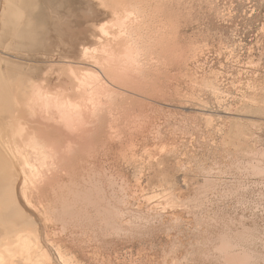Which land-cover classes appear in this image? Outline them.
I'll list each match as a JSON object with an SVG mask.
<instances>
[{
    "label": "bare ground",
    "instance_id": "6f19581e",
    "mask_svg": "<svg viewBox=\"0 0 264 264\" xmlns=\"http://www.w3.org/2000/svg\"><path fill=\"white\" fill-rule=\"evenodd\" d=\"M141 1L144 2L143 0H141ZM112 2L116 3V5H114V7H113ZM130 2H132V1H130ZM130 2H128V0H0V264H87V262L84 263L86 258H87L86 260H88V258H89V261H90L89 264H114V261L116 264L118 262V260L120 259V256L117 257V256L112 255L111 253L105 254V253H107L106 251L102 252L103 253L102 254L101 252H98V251L96 252L93 250H92L93 253H90V252L88 253V254H92V256L91 255L85 256L83 254V252L81 253L79 251L80 247L78 248L79 250L76 249V247H78V246L75 247V245H77V243L79 244V242L81 241L78 236H77V238L80 241L77 242L78 240L77 241L75 240L74 236H75V233L77 234L76 231L78 230V232H80L82 230L81 229L82 227H83V230L85 228H87L85 226H82L81 224L85 223L88 226V229L94 233L93 236H91L89 233L88 234L90 235V237H93L95 240V242H94V240L91 242H93L94 244L95 243L99 244V246L97 245L98 247H100L102 245L103 246L109 245V244L112 246L113 244H115V245L117 244L116 240L115 241H113V240L112 241L111 240L106 241V239L108 237H114V236L116 237V235L113 236L112 234H116V233L118 234L119 233L120 237L122 234L127 239L128 236H130L129 234L132 235L134 232L136 234L139 233V235H140L141 232L144 233V231H146L145 229L153 230L156 227L155 228L152 227V229H151V227H149V226H153V225L149 224L150 220H151V222H152V220H158L159 222H161L160 220H162V218L165 215L163 213V210L168 206L169 207L171 205L175 206L174 204L176 202L175 201L176 199L173 200V202H174V204H173V202L170 201L171 197L170 198L168 197V196L173 197V195L172 194L169 195L168 194L169 192H167L168 190L169 191L172 190L174 187H171V189H168V187H167L168 190L167 189H166L167 191L164 190V187H165L164 185H166V184H164V182H165L164 176L165 175L163 176V174H162V165H163V160H164L165 156L163 154H161L163 151H165V150H163L164 147H162L160 145L161 149H162L161 152L159 151V149H152V150L150 149V151H148V149H141V148H139V149H128L130 146H125L124 143H122V141L124 140V138L126 136L130 135L129 129L131 128L130 127L131 124L129 123L130 124L129 129L127 128L128 123H126V126H124L122 124L125 128L128 129V130L125 129V131L128 133V134H126L123 131L124 127L123 126L120 127L117 124V122H118V119L120 117L122 120V116L124 117L123 121H125V122L128 121V117L130 118V116L127 115V110H129V108H128V106H127V108L125 107V104H126L125 102L131 99L130 95H134V96L138 95L139 96L140 94H137L138 92L139 93L142 92L143 94H145L147 88L151 87V88H149L150 90H154V88H156V81L154 80V78H155L154 75H156L157 67L155 66L156 63H154V61L155 62L157 61L158 62L157 64H159L160 60H158L156 57H158L160 55H161V57H166L165 56L166 54L170 53V55H172V54H174L173 53L174 51H177L176 50L177 46H175L173 44L175 39L173 40L171 38H172V36H174V33L177 32L174 25H176L178 22L175 24V22L172 21L174 23V25L171 27H168V26L165 27L164 25L159 27L158 24H157L158 26L156 24H154L152 26V24H151V26H152L151 27V26H149L150 25V22H149L150 18L149 17L151 15L149 16L147 14V16H149L148 17L149 21H148V19H146L147 17L145 15V13L149 12V11H147V10H149L148 8L150 7V4H149V7L147 5L148 1H146L147 2L146 6H145V4L143 5L144 7H148V8H146L147 12H144L145 9L142 11L143 7H140V9L139 8L136 9V5L135 6L133 5V4H137L138 2H140V0H133V2H132L133 6L131 4L129 5ZM165 2H167V1H165ZM96 3H99V5L97 6ZM110 3H112V6H109ZM139 5H141V4H139ZM159 5L161 6V4H159ZM133 7H135V8H133ZM137 7H139V6L137 5ZM158 8L156 7V9L154 11H156ZM109 10L112 11V15L114 14L113 17L115 19V22L113 21L114 25H113L112 29L106 28V29L100 30V32H98V34L99 33L100 34L97 37L95 36L94 33H90V34H92V37L95 36L97 39V40H92L90 45L84 44L87 40L85 39V37H84V39L80 38L82 36L81 34H83V33H81L79 30H78V33L76 32L77 33L76 36H78V37L75 36L74 38L71 37V36H73L72 34H71V36L68 35V32L70 29H68V32H66V30H65L66 28L64 25H65V23H67V18H69V17L70 18L72 16L75 17L76 15H80L84 19H94V18L100 19L101 17H105V21H106L110 17L109 16L110 15ZM158 10L160 11V8ZM156 12H158V11H156ZM160 12H163V11L161 10ZM170 12H171V10H170ZM153 13H155V12H153ZM183 13H184V11H183ZM163 14H165V13L163 12ZM152 18L153 17H151V19ZM155 18H157V17H155ZM97 19H95V20H97ZM95 20H93V21H95ZM152 20L154 21V18ZM170 20L166 21V23L171 22ZM93 21H91V23H93ZM96 22H94V23H96ZM100 22H102V21H100ZM100 22H98L99 24L98 23L97 24L100 25ZM160 22H158V23H160ZM153 23H155V21ZM173 23H171V24H173ZM101 24H103V23H101ZM85 25H86L85 28H87V27L91 28L90 26H88V24H85ZM110 25H111V23H110ZM95 28H97V30H98V26H96L93 28V31H91V32H94V30H96ZM87 36L90 37L91 35L89 36V33H88ZM87 36H86V38H87ZM91 39H93V38H90V40ZM79 40H81V41L86 40L85 42L83 41L82 43L84 45H87V46L82 48L81 46L83 44L81 43V41L79 42ZM90 40H89V42H90ZM177 40H178V38H177ZM79 43H81V45ZM174 43H176V41ZM173 45L175 47H173ZM155 55H158V56L155 57ZM167 62H169V60ZM168 64L169 63H167V65ZM151 68H153V70L155 68V70L153 71ZM257 84H258V82H254V83L249 84L248 85L249 91L247 90V92L246 91H245V93L243 92L244 94L242 93L243 94L242 95L243 96L242 101L244 99L245 103L243 102L244 105L241 104L242 105L241 108L238 109L239 112L250 113V114L255 113L256 114V113H262V111L264 110V105H263L264 104V86L262 84H258V85ZM216 89H218V88H216ZM144 90H145V92H143ZM150 90H149V92H150ZM212 90L213 91H210V92L214 93V92L218 91V90H214V89H212ZM149 92H147V93H149ZM152 92H154V91H152ZM219 93H220V91H219ZM151 94H153V93H151ZM216 94H217V92H216ZM220 94L223 95L224 92H223V94L222 93H220ZM146 95H150V94H146ZM140 96H142V95H140ZM144 97H146V96L143 95V98ZM132 99L134 102V98H132ZM139 99H140V97H139ZM141 99H142V97H141ZM239 100H240V98H239ZM240 101L238 103H240ZM140 103H137L138 109H136L137 106H135L136 108L133 106L134 104L135 105H137V104L132 103L133 105H131V106L135 108V110H134V108L131 109V107H130V109L133 110L132 112L136 113V110L139 111V108L141 110V106H143V104L140 105ZM239 106L237 105L236 107H239ZM232 107H234V110H235L234 112H236L235 106L233 105ZM142 110L146 111L144 109V106H143ZM227 111H228V109H227ZM230 112H232V110ZM137 113L135 114L136 116H134L133 121H131V120H129V121H131L133 123V126L135 125L134 127H137V129H138V127H140V128L143 127V124L145 125L149 121L148 120L149 117L147 115L148 113L146 114L148 119H147V117L145 118L146 115H143L145 112L142 113V111H141V113H138V114ZM154 113H156V112H153V113L150 112V114H153L151 117V121H153V119H152L153 116L155 118V115L158 114V113H156L154 115ZM257 115H259V114H257ZM145 120H148V121L145 123ZM158 120L160 122L161 119H157V121ZM120 122L125 123L122 121H120ZM120 122H118V123L120 124ZM222 122H220V124ZM223 123H225V121ZM226 124L229 125L228 123H226ZM226 124L225 125L223 124V125L226 126ZM145 126L147 127V125H145ZM166 126H167V124H166ZM224 126H223V128H224ZM105 127H107V128H105ZM146 127H145V129H146ZM149 127H150V125H149ZM156 127H158V124ZM156 127H155V129H156ZM212 127H213V125H212ZM220 127H221V125H220ZM226 127H228V126H226ZM152 128H153V126H152ZM158 128L156 129L157 136L154 138L156 140L155 143L157 141L163 142V140L161 138L162 133L160 131L161 127L159 129ZM105 129H107V130L105 131ZM134 129H136V128H134ZM130 130H132V128ZM149 130H151V129H149ZM172 130H174V129H172ZM134 131H132L130 133H133ZM146 131L147 130H145V132ZM214 131H216V130H214ZM217 131H218V129H217ZM220 131H222V129ZM135 132L133 134H135ZM145 132L142 131L143 134ZM223 132H225V130H223ZM237 132H238V130H237ZM142 133H140V134H142ZM239 133H240V131H239ZM239 133H237L235 135H238ZM222 134H221V136H224V137L226 136V135H224L226 133H222ZM135 135H131V137L135 136ZM165 135H166V133H165ZM241 135H242V133L240 134V136ZM150 136H148V138ZM218 136H219V134H218ZM221 136H219L221 141L222 140L224 141V139ZM229 136L230 135H228V137ZM238 136H235V139H237L236 137H238ZM152 137L153 136H151V138ZM211 137H213V136H211ZM216 137L217 136H215V138ZM228 139L229 138H227V140ZM119 140H121V142H119V143L117 142V144H115V141H119ZM138 140H140V139H138ZM145 140H142L141 143ZM221 141H219V142H221ZM151 142H152V140H151ZM110 143H112L114 146L110 145ZM163 143H165V142H163ZM144 144H145V142H144ZM147 144L149 145L148 141H146V145ZM150 144H153V143H150ZM224 144H227V143H224ZM130 145H131V142H130ZM142 145H143V143H142ZM235 145H237V144H235ZM172 150H174V149H172ZM167 152H169V150H167ZM170 152H172V151H170ZM223 152L224 151L222 149V152L220 151V153L223 155ZM262 153H263V151H262ZM262 153H261V155H262ZM166 154L167 153H165V155ZM176 156L177 155H175L174 158H176ZM226 157H227V159L229 158L227 155H226ZM174 158H172L171 161H173ZM83 159L85 161L84 165L82 164ZM140 160H145V161L147 160V162L141 163ZM165 160L167 161V163L171 164V161L168 162V160H170V159H165ZM234 160H236V158ZM253 162H251V163L253 164ZM193 163H195V162H193ZM214 163H215V161H214ZM204 164H205V162H204ZM217 164H221V163L218 162ZM240 164H241V162H240ZM257 164H255V167L258 166ZM221 165H224V164L222 163ZM235 165H237V162ZM164 166L165 165H163V168H164ZM214 166L216 167L217 165H214ZM218 166H220V165H218ZM172 167L174 168L175 166L170 165L171 169H172ZM232 167H234V166H232ZM250 167H251V165H250ZM255 167H254V169H255ZM176 168L177 167H175L174 171H176ZM194 168H192L193 171H196V168H195V170H194ZM206 168L204 170L207 174H203V175H205V177H209V175L211 174V172L209 170L210 168H208V170H206ZM224 168H223V170H224ZM237 168H236V170H238V171L241 168H244L241 171L242 173L244 170H245V173L249 170L248 165H247L248 170H246L245 166L241 167V168L239 167L240 169L239 168L237 169ZM252 168H253V166L250 168V171L252 170ZM182 169L185 170V167H183ZM218 169H216V170H218ZM226 169H229V168L226 167ZM233 169H235V168H233ZM202 170L203 169H201V172L203 173ZM221 170H222V168H221ZM236 170H234V172ZM199 171L200 170L195 172L196 175ZM211 171H215V170H213V168H212ZM219 171H220V169L218 170V172ZM178 172H181V171H178ZM184 172H186V171H184ZM261 172L263 173L264 169H262ZM166 173L168 174V172H166ZM202 173L200 175L201 176L200 178H202ZM226 173H223V174H226ZM245 173H244V175H246ZM144 174L145 175L147 174V176H145ZM171 174H173V172ZM171 174H170V176H171ZM220 174H219V176H220ZM230 175L232 176V172ZM233 175H235V177L233 176L235 179L238 178V177H236V175H237L236 173ZM244 175H243V177H245ZM258 175H260V171H259ZM211 176L214 177V175H211ZM217 176H218V173H217ZM253 176H254V174H253ZM221 177H225V176L222 175ZM239 177H242V176H239ZM250 177H252V176L250 175ZM186 178H188V177H186ZM246 178H249V177L247 176ZM254 178H257V177L254 176ZM166 179H168V178H166ZM202 179H200V180H202ZM213 179H215V177ZM242 179L244 180V178H242ZM250 179H253V178H250ZM185 180H187V179H183L184 182H185ZM194 180L197 181L199 179H194ZM219 180H220V177H219ZM174 181H175V179H174ZM207 181L209 182L210 180H207ZM215 181H216V179H215ZM215 181H213V183H215ZM238 181H240V180H238ZM238 181L236 182L237 184H238ZM191 182H192V180H191ZM219 182L221 184L222 181H219ZM167 183H168V185H170L172 183V181L170 184H169V181ZM188 183L189 182H187V183L185 182L184 185L186 186V184H187L189 188L194 186V184H195L194 181H193L194 184L192 186H189V184L191 185L192 183H189V184ZM201 183H203V182H201ZM209 183H211V182H209ZM213 183H211V184L213 185ZM231 183H230V185H231ZM242 183H243V181H242ZM242 183L240 182L239 184H241V186H242ZM251 183H254V182H251ZM218 184H217V186L220 185V184L219 185ZM227 184H229V183H227ZM245 184H247V183H245ZM256 184L258 185V183H256ZM214 185H216V184H214ZM230 185H228V186L230 187ZM234 185H235V180H234ZM234 185L232 183V185H231V187L233 186L232 190H233V188L235 189V187H236ZM251 185H254V184H251ZM197 187H199V185ZM204 187H206V183H205ZM216 187H215V189L219 188V187H217V188ZM224 187H225V191L223 189L224 192L227 193L228 191H231L230 188L228 191H226V188L228 189V187L223 186V188ZM247 187H246V189H248ZM179 188H181V186L178 187V189ZM192 189H193V187H192ZM194 189L197 190L198 188H194ZM203 189H205V188H203ZM249 189H252V188L249 187ZM188 190H190V189H188ZM235 190H236V192L235 191H233V192H235V193L238 192V194H239V191L237 189H235ZM198 191H201V190L199 189L196 192H198ZM209 191H210V189H209ZM209 191H208V193H206V191L204 190V192L206 194H209L211 192V191L210 192ZM164 192H165L166 196L163 195ZM182 192L180 191V195ZM192 192H194V190ZM204 192L202 191V198H203ZM246 192H247V190H246ZM189 193H191V192H189ZM256 193H257V191H256ZM167 194H168V196H167ZM184 194H186V193H183V195ZM195 194L198 195V193H195ZM212 194H211V196L214 197L215 194L214 195H212ZM221 194H224L223 196L226 195V197H227L228 194L230 195V192L228 194H225L222 192L219 193V195H221ZM232 194L230 196L231 198L233 197ZM247 194H248V192H247ZM183 195H181L184 199L182 201H185V203H186V200H185L186 198ZM241 195H239V197L244 199V201H245L246 200L245 198L247 195H244L245 198L241 197ZM259 195H260V193L258 194V196ZM163 196H165V198ZM175 196H174V198H176ZM188 196H190V194L189 195L187 194V197ZM193 196H196V195H193ZM207 196L208 195H206L204 198L207 199ZM236 196H237V194L235 195V197ZM162 197H163V199H162ZM166 197H168L169 199ZM216 197H214V198L217 199ZM230 197H229V199H230ZM154 198L158 199L157 202L155 203V205H153L154 203L152 204L151 202H149L151 200L153 202ZM159 198H161V199L159 200ZM179 198H178V201H179ZM190 198H188L187 201L188 200L190 201ZM193 198L195 199V197H193ZM197 198H198V196H197ZM199 198H200L199 200H201V196ZM204 198L201 201H199V203L202 201L204 203L205 202ZM210 198H212V197H210ZM236 198H235V200H236ZM194 199H193V201H195ZM218 199H217L216 203H218V202L221 203L220 201L223 202L222 198L220 201ZM162 200H165V201H162ZM208 200H206V202ZM231 200H233V199H231ZM180 201H181V199H180ZM213 201H214V199H213ZM227 201H228V198H227ZM253 201H255V197H254ZM197 202L198 201H195L193 203L188 202V204L190 203V204H192L191 206H193ZM224 202H226V199H224ZM180 203L181 202H179V205H181ZM199 203H197L198 205H196V206H199ZM214 203H215V201L212 202L211 204H214ZM238 203H240V205H241V202H238ZM238 203H235V205H238ZM204 204H206V203H204ZM251 204H252V202H251ZM176 205L178 206V204H176ZM185 205H183L184 209H186ZM221 205H223V203H221ZM255 205H256V203H255ZM255 205H254V207H255ZM224 206H225V203H224ZM226 206H228V205L226 204ZM229 206H230V204H229ZM257 206H260V205H257ZM163 207H165V208H163ZM193 207L196 210V207L195 206H193ZM234 207L236 208V206H234ZM238 207L240 208V206H238ZM249 207H251V205ZM205 208H207L208 210L211 209L208 206H206ZM221 208L224 209L222 206H221ZM230 208H232V207H230ZM177 209H175V207H173V210L176 211ZM188 209H191V208H187V210ZM200 209H201V204H200V207L197 209L198 213H199ZM227 209H229V208L227 207ZM218 210L219 209L215 210V212ZM237 210L239 211L240 209H237ZM164 211H165V213L169 212V211L167 212L166 210H164ZM191 211L187 212L188 215H189V213H191ZM193 211H194V209H193ZM200 211H203V210H200ZM205 211L206 210L203 211L204 214H202L203 212H201L202 216L200 214H197V215H199L200 218H202L203 215L207 216V213H205ZM209 211L211 212L212 210H209ZM224 211L225 210H222V213ZM206 212H208V211H206ZM178 213H180V212H178ZM209 213H208V215H211V213L210 214ZM216 213L219 214V212H216ZM216 213H213L214 216L211 215L209 218L211 219L212 216L215 217ZM224 213H226V212H224ZM172 214H173V212H172ZM191 214H194V213H191ZM174 215H173V217H175L176 215H179V214H176L175 216ZM180 215H183V214H180ZM237 215H238V213H237ZM225 216H227V214ZM225 216L222 215V217H225ZM234 216H236V215H234ZM252 216H254L253 213H252ZM177 217H175V220H177L176 219ZM242 217H243V215H242ZM242 217L240 216L241 221L244 218V217L243 218ZM183 218L184 217H182V220H183ZM228 218H229V216H228ZM232 218H233V216H232ZM232 218H231V220H232ZM236 218L237 217L233 218V220L234 219L236 220ZM240 218L238 216L239 220H240ZM207 219H208V217H207ZM210 219H208V220L210 221ZM218 219H215V220H218ZM168 220L169 219L167 218V221ZM182 220H181V223L182 222L184 223V221H182ZM186 220H188V221H185V222H189V219H186ZM190 220H191V218H190ZM208 220H206V221H208ZM228 220L229 219L226 220L227 223H228ZM239 220H236V223H239V222H237ZM178 221H180V220H178ZM200 221H201L200 223L202 225V220H200ZM245 221H247V220L245 219ZM256 221L257 220H255V221L253 220L252 225L255 224L254 222H256ZM154 222H156V221H154ZM176 222H174V224H176ZM196 222L198 223V221H196ZM213 222L215 223L217 221L213 220ZM223 222H225V221H223ZM247 222L249 223V221H247ZM79 223H81L80 224V226H81L80 231L77 227V225ZM170 223L172 226L171 221H170ZM203 223H206L205 220ZM207 223H208L207 226H209V223H211V221L207 222ZM230 223H231V221H230ZM230 223L228 224L229 227H230ZM152 224H153V222H152ZM156 224H157V222H156ZM156 224H154V225L156 226ZM174 224L172 227L169 226V228L171 230L174 229L173 227H175V230H176V225L174 226ZM179 224L180 223L177 224L178 227H179ZM184 224H186V223H184ZM199 224H197V225H199ZM234 224L235 223H233L232 225H234ZM158 225H159V223L157 224V230L159 227L161 230L164 228V227L161 228V226L158 227ZM238 225L240 226V224H238ZM243 225H244V223H243ZM252 225L250 226L251 228H252ZM58 226L59 227L61 226V228H60L61 233L56 230ZM181 226H183V225H181ZM181 226L179 229H182ZM190 226H191V224H190ZM210 226H212V225H210ZM217 226H219V224L216 225V227ZM221 226H223V225H221ZM72 227H75L77 230L73 229ZM187 227H189V225ZM194 227H195V225H194ZM200 227H198V232L200 230L202 231V228H200ZM214 227H211V228H213V230H214L215 229ZM236 227H238V226H236ZM236 227L234 229H237ZM221 228L222 227H220V229ZM230 228H231L230 230L232 231L233 227H230ZM60 229H58V230H60ZM179 229H177L178 233H181V231H179ZM185 229H187V228L185 227ZM86 230L87 229H85L84 231H86ZM138 230H142V231L139 232ZM163 230L165 231V229H163ZM163 230L161 231L162 234L164 233ZM203 230H205L204 227H203ZM208 230L210 231V229H208ZM66 231L67 232L69 231V233H67ZM156 231H155L156 234L158 232H160V231H157V232ZM182 231H184V230H182ZM191 231H189V232H191ZM196 231H197V229H196ZM192 232L187 233V234L188 235L190 234L189 236H191L192 234H194V231H192ZM215 232H217V229H215ZM225 232L227 233V231H225ZM228 232H230L229 229H228ZM65 233H67V235H65ZM175 233H177V232H175ZM175 233H173V235H175ZM184 233L185 232H182V234H184ZM226 233H223V234L225 235ZM241 233H243V232L241 231ZM249 233H247V234L249 235ZM68 234H70V235H68ZM84 234H85V232H84ZM88 234L86 233V236L89 239ZM196 234L198 235V233H196ZM213 234H217V233L213 232ZM144 235H147V234L145 233ZM144 235L141 234L140 236L141 237L143 236L146 239H148V237L150 238L149 235H152V234H148L147 235L148 237H146ZM157 235L159 237L160 233H158ZM184 235H186V233ZM197 235L196 236L192 235V236L197 237ZM217 235L221 236V234H219V232ZM256 235H257V233H256ZM63 236H65V237H63ZM80 236L82 238V235H80ZM176 236H177V234H176ZM178 236H179V234H178ZM202 236L205 237V233ZM209 236L210 235H208V237ZM218 236H215V237L218 238ZM230 236H231V234H230ZM250 236H252L251 241L253 242V244H254V242L256 243L257 241L259 242L261 240L260 238L256 239L255 236L252 235V232L250 233ZM120 237H118V238L120 239ZM171 237L172 236L170 235L169 238H171ZM204 237H203L202 243L199 242L202 245L197 244L198 242L196 243V241H198L197 239L195 242H194V240L192 242L194 243V245L197 244L199 246H204L203 245ZM235 237H236V235H235ZM263 237H264V235H263ZM159 238L161 239V237H159ZM165 238H166V236H165ZM165 238H163V239H165ZM172 238H175V237H172ZM181 238L183 239L185 237H182V235H181V237L178 238L180 241L179 246H182L181 245ZM209 238H207L208 241L210 240ZM213 238H214V235H213ZM217 238L214 241L219 243V241L221 239L219 240V238L218 239ZM121 239H120V241H122L121 246L123 245V247H125L123 244V240H125V239H123V240H121ZM146 239H144L143 241H145ZM160 239H158L159 240L158 243L161 242ZM163 239H161V240H163ZM229 239L230 238L227 239L226 236L225 237L223 236L221 242L219 243L220 245L217 247L218 250H220V253H221V251L224 252L225 249L229 248V249H227L228 250L227 252L225 251L226 254L223 253L225 255L224 256L225 260L224 261L221 260L223 258L222 257L221 259L219 258V260H221L222 262L217 261L219 264L220 263L221 264H255L256 263V262H254V260H255V258L258 259V257L249 256V254L247 253V250H246V253L241 254V252H239V251H237V249H235V247L239 248V246H240L237 243H236V246L234 245L235 247L233 249L236 250L237 251L236 253H239V254L233 253V255H230L229 250L231 249L232 246L230 247L231 244L229 242H231L233 240V238L231 241ZM248 239L250 241V238H248ZM263 239H262V243H263ZM84 240L85 241H83V242L85 243L86 239H84ZM89 240H91V238ZM133 240H134V238H133ZM150 240L155 241V239H152V237ZM207 240L205 239V241H206L205 243H207ZM217 240H219V241H217ZM135 241H136V239H135ZM156 241H157V239H156ZM170 241L171 240H169V242ZM177 241L175 240L176 245L178 244ZM186 241H188V240H186ZM125 242H126V240H125ZM148 242L149 241H147V243ZM182 242H183V240H182ZM192 242H187V245H188V243L191 245ZM236 242H238V241H236ZM130 243H131V241H130ZM132 243H134V241ZM136 243H137V241H136ZM144 243H146V242H144ZM173 243H174V241L172 242V244ZM185 243L186 242H184V244L183 243L182 244L185 245ZM233 243L235 244V240L233 241ZM242 243H241V245H242ZM155 244H157V243H155ZM163 244H164V247H166L165 244H167V243H165V242L162 243V245H161L162 247H163ZM81 245H83V243H81ZM144 245H142V246H144ZM168 245H170V244H167V247H168ZM127 246H128V244H127ZM153 246H154V244H153ZM191 246H190V248H191ZM207 246H212V245H207ZM257 246H259V245H257ZM138 247H137V251H138ZM155 247H156V245L154 246V249H155ZM171 247H173V246H171ZM84 248H85V246H84ZM105 248H106V246H105ZM142 248H145V247H142ZM148 248H151V246L149 247V245H148ZM148 248H146V249H148ZM174 248H176L175 245H174ZM199 248H201V247H199ZM204 248H205V246H204ZM241 248H242V246H241ZM96 249H97V247H96ZM146 249L145 250L143 249V250L146 252L147 251ZM151 249H152V251H157V250H154L153 247ZM159 249L161 252L162 248L159 247ZM173 249L171 251H173V253H175V254L172 255L171 251H170V254H167V256L164 255L165 256L164 259H163V255H162V260H163L162 264H181V263H183L182 261L180 263V259H182V258H180V255L178 256V252L180 254L181 251L175 252ZM184 249L185 248H182V251ZM195 249H197V248H195ZM211 249H213V248H211ZM94 250H95V248H94ZM106 250H107V248H106ZM163 250H164V248H163ZM192 250H194V248H192ZM192 250H190V251H192ZM215 250H216V248H215ZM215 250L213 249V251H215ZM232 250L230 252H232ZM83 251H84V249H83ZM149 251H147V252H149ZM166 251H167V249H166ZM166 251H164V252H166ZM200 251H201V253H203L205 255V253L202 252V250H200ZM206 251L208 252V250H206ZM209 251H212V250H209ZM122 252H120V253H122ZM133 252H135L134 249H133ZM147 252H146V254H143L144 253L143 252L141 255V258L139 257L141 260L140 263L141 264H154V262L152 263V261H154V259L153 258L151 259L150 257H155V256H152V255L149 256L150 254L148 255ZM192 252H190L191 256H193V254L195 252H196L195 254H197L198 251H195L193 254H192ZM250 252L251 251H249V253ZM136 253H133L132 255L135 256V255H137ZM154 253H156V252H154ZM182 253H184V252H182ZM201 253L198 252V254H200V255H201ZM212 253H211V255H212ZM158 254H159V252H158ZM155 255H157V254H155ZM182 255H181V257H183ZM200 255H199V257H200ZM206 255H208V254H206ZM206 255H205V258L203 257V259H205V261L207 259H210L213 256V255L212 256L209 255L211 257L206 259ZM251 255H252V253H251ZM99 256H101V261H100V259H98ZM159 256H156V259H158V258L160 259L161 257H159ZM217 256H219V255H217ZM260 256H262V255H260ZM196 257H198V256H196ZM187 258H189V253H188ZM214 258L218 259V257H213V259ZM90 259H92V261ZM168 259H170V260H168ZM194 259H196V258H194ZM199 259H202V257L197 258V260H199ZM137 260H139V259H137ZM182 260H186V259L184 258ZM158 261H157V263H158ZM190 261L193 262V259L190 258ZM190 261L188 264L191 263ZM205 261H202V262H205ZM210 262H212V260ZM257 262H258V260H257ZM137 263H139V262H137ZM185 263H187V262H185ZM121 264H122V262H121ZM206 264H208V263H206ZM258 264H260V261L258 262Z\"/></svg>",
    "mask_w": 264,
    "mask_h": 264
},
{
    "label": "rangeland",
    "instance_id": "374dc122",
    "mask_svg": "<svg viewBox=\"0 0 264 264\" xmlns=\"http://www.w3.org/2000/svg\"><path fill=\"white\" fill-rule=\"evenodd\" d=\"M130 1L133 2V0H130ZM130 1L128 0V2H130ZM143 1L144 2H142L140 0L141 3L138 2L137 4H133V5L134 6L136 5V9H138V8L140 9V7H143L142 11L145 9L144 12H147V11H149L150 13L152 12L151 14L149 12L145 13V15L147 17L146 19H148V17L151 15L149 17L150 21L148 19V21L150 22L149 26H151V24H152V26L154 24H156V25L158 24L159 27L163 26V25L165 27L166 26L171 27V26L174 25L173 22H175V24L178 22L176 25H174L175 29L177 30V32H175L174 36H172V38H171L173 40L175 39L174 42L176 41V43H177L176 44V43L173 42V44L175 46H177V48H176L177 51H174L173 52L174 54H172V55H170V53L166 54L165 55L166 57H161V55L160 56L155 55V57L158 56L156 58L158 60H160L159 61L160 65L157 64L158 63L157 61L156 62L154 61V63L157 64V65L155 64V66L157 67V72H156V75H154V77H155L154 80L156 81V88H154V90H150L149 88H151V87H149V88L146 87L147 88V89L145 88L146 92H145V90L143 91V92H145V94H143L142 92H140V93L138 92L137 93V94H140L142 96H140V95L139 96L138 95H135V96L134 95H130L131 97L130 96L129 97L131 98L130 99L131 101L130 100L126 101L125 102L126 103L125 107L127 108V106H128L130 111L127 110V115H129L131 119L128 117V121L125 122V121H123L124 117L122 116V120H121V117H120L119 118L120 120L118 119V122L122 121V122H125V123H121L120 122V124H119L117 122V124L121 127L123 125L126 126V123H128L127 124L128 125L127 126L128 129H129V125L130 124L132 125V126L130 125V127L132 128V130H130L131 128L129 129L130 132H132L134 130L135 131L137 130L136 132L134 131L136 135L138 134L137 136L135 134H133L134 132L133 133L129 132L130 135L126 136L124 138V140L122 139L123 140L122 143H124L125 146H130L128 149H139V148H141V149H148V151H150V149L151 150L152 149H159V151L161 152V150H162L161 146L164 147L163 150H165V151H163L161 153V154H163L165 156V158L163 160V165H165V166L163 168V165H162V174H163V176L164 175L166 176V177L164 176V178H165L164 184H166V185L163 184L165 186V187L164 186L163 187H164V190H166L167 187H168V189H171V187H174L172 190H170L171 192L168 189H167L168 191L167 190L166 191L169 192L168 193L169 195L170 194L173 195V197H172V196H168V194H167V196L169 198L171 197L170 201L173 202V200L176 199L175 200L176 201L175 204L173 202V204L175 206H173V205H171L170 207L168 206V207H166L167 209L165 207H163V208H165L164 210H166L167 212L169 211L168 212L169 214H168V213H165V211L162 209L163 213L166 215V216L164 215V217H163L166 221L163 218H162V220H160L161 222H159L158 220H152V222H153V224H152V222L150 220L149 224H151L153 226H149V227H151V229H152V227H154V228L156 227L155 229H153V230L149 229L150 231L145 229L146 231H144V233L141 232L142 230H138L139 232H141L140 235L141 234L144 235L145 233L147 235L148 234H152V235H149L150 238L147 235H144V236L148 237V239H146L143 236L141 237L139 235V233L136 234L134 232L132 235L129 234L130 236H128V238L126 239V237L124 235L121 234V237H120V234L116 233V234H112L113 236L116 235V237L115 236L114 237H108L106 239V241H109V240H111V241L112 240L113 241L116 240L117 241V244L116 245L113 244L112 246L109 244V245H104V246L102 245V246H100L101 248L98 247L99 244H96V243L94 244L93 242H91V241L94 240V238L90 237V235L93 236L94 233L88 229V226L85 223L84 224L79 223L78 225L76 224L78 229H79V231H80V228H81L80 224L82 226L87 227V228L84 227L85 229H87L86 230L87 232L84 231L85 229L83 230V227L81 228L83 230V231L81 230L83 233L81 231L78 232V230L75 228L76 226L72 227L73 229L77 230L76 232L78 234L77 235L75 233V236H76V237L74 236L75 240L76 241L78 240L77 242H79L81 240L80 242L83 243V245L86 243L84 245L85 248H84L83 245H81L80 242H79V244L76 242L77 245H75V247L78 246V247H76V249H78L80 247V250L79 249L78 250L81 253L83 252V254L85 256L86 255H91L92 256V254H88V253L89 252L93 253V251H96V252L98 251V252H101V253L106 251L107 253H105V254H110L111 253L114 256H117V257L120 256V259L117 262L118 264H121V262H122V264H129V263L130 264H141L140 263V261H141L140 258H141L142 253L144 252L143 254H146V252L150 250L149 252H147V254L148 255L150 254L149 256H151V255L155 256V257H150L151 259L152 258L154 259V261H152V263L154 262V264H160V263L162 264V261H163L162 260V255H163V259H164V257L167 256V254H170V251L174 248V245H175L176 248H174L173 250L175 252L181 251L180 254L178 252V256L180 255V258H182V259L185 258L186 259V260L180 259V263L182 261L184 264H188L189 261H190V258H191V259H193V262L190 261L191 262L190 264H200V263L201 264H206V263L211 264L213 261L214 262L216 261V262L215 263L213 262L212 264H216V263L219 264L217 261H219V262L221 260L224 261L225 260L224 259V256H225L224 254H226V252L228 251L227 249H229V248H227V249L224 250V252L221 251V253H220V250H218V248H217L220 245L219 243L221 242L223 236L224 237L226 236L227 239L230 238L229 239L230 241L233 238V240L231 241L232 243L235 240V244L234 243L232 244L231 242H229L231 244L230 247L232 246L231 249L229 250L230 255H233V253L239 254V253H236L237 251H239V252H241V254H243V253H246V250H247V253L249 254V256L258 257V259L255 258L256 261L254 260V262H256L258 264V262L260 261V264H264V247H263L264 246V239H263L264 238L263 237V235H264V174L263 173L264 172L263 173L261 172L262 169H264V114H263L264 110L262 111V113H256V114L255 113H251L250 114V113H244V112L242 113V112L238 111V109L241 108V106L244 105V103H245L244 99L242 101V98H243L242 95L245 93V91L246 92H247V90L249 91V88H248L249 84L254 83V82H258V84H262L264 86V0H173V1L172 0H150L151 2L149 0H143ZM146 1H148V3ZM165 1H167V2H165ZM132 2H130L129 5L130 4L132 5ZM112 3H110L109 6H112ZM146 3L148 5V7H149V4H150L149 8L143 6L144 4L146 6ZM139 4H141V5H139ZM159 4H161V6ZM96 5L98 6L99 3H96ZM114 5H116V3H113V7H114ZM137 5L139 7H137ZM156 7L157 8L159 7L160 11L162 10L165 14H163V12H160L158 10L159 8L156 10L158 12L154 11L156 9ZM133 8H135V7H133ZM146 8H148L149 10H147ZM170 10H171V12H170ZM183 11H184V13H183ZM109 12H110V15H109L110 17L109 16L108 17L111 20L108 17L107 18L109 20L106 18L107 19L106 21H105V17H101L100 18L101 20L98 18L102 22H100L97 18L84 19L80 15H76L75 17L72 16L71 18L69 17V18H67V23H65V25H64L65 28H66L65 30H66V32H68V29H70L69 32H68V35L71 36V34H72L73 36H71V37H73V38L76 36V34L78 33V30H79L81 33H83V34H81L82 36L80 35L81 36L80 38L84 39V37H85V39L87 40V41L83 40L84 42L86 41L84 44L90 45L92 40H97L96 37L100 34V33L98 34V32H100V30L106 29V28H111L112 29V27L114 25L113 23L115 22V19L113 17L114 14L112 15V11L109 10ZM153 12H155V13H153ZM147 14L149 16H147ZM154 16L157 17V18H155ZM151 17L154 18L155 23H153L154 21L152 20L153 18L151 19ZM95 19H97L98 21L95 20ZM93 20H95V21H93ZM168 20H170L171 22H167L166 23V21H168ZM91 21H93V23H91ZM94 22H96V23H94ZM98 22H100V25H98L99 24ZM158 22H160V23H158ZM101 23H103L104 25L101 24ZM110 23H111V25H110ZM171 23H173V24H171ZM85 24H88V26H90L92 29L88 28V27H87L88 29L85 28L86 27ZM93 26L94 27L98 26V30H97V28H95L96 30H94V32H91V31H93V28H94ZM88 33H89V36L91 35L90 37L87 36ZM90 33H94L96 37L95 36L92 37V34H90ZM86 36H87V38H86ZM76 37H78V36H76ZM90 38H93V39L90 40ZM177 38H178V40H177ZM89 40H90V42H89ZM80 41L81 40H79V42ZM83 41H81V43ZM81 43H79V44L81 45ZM84 44L81 46L82 48L87 46V45H84ZM174 45H173V47H175ZM166 60L167 61L169 60V62H167ZM167 63H169V64L167 65ZM155 68H154V70H155ZM151 69L153 70V68H151ZM216 88H218V89H216ZM148 89L150 90V92H149ZM212 89L218 90V91H216L217 94H216V92H214V93L210 92V91H213ZM221 90L224 92V94H223V92ZM152 91H154V92H152ZM219 91L223 95H221L219 93ZM147 92H149V93H147ZM151 93H153V94H151ZM146 94H150V95H146ZM143 95L146 96V97L143 98ZM139 97H140V99H139ZM141 97H142V99H141ZM132 98H134V102H133ZM239 98H240L241 101L239 100ZM239 101H240V103H238ZM132 103L133 104L134 103H136V104L140 103V105L143 104L144 109L146 111H143L142 110L143 106H141V110L139 108V111L136 110V113L137 112L141 113V111H142V113L145 112L143 115H146L148 113L147 115H148L149 119H148L147 115L145 116V118L147 117V119L149 120V121L145 120V123L148 121L145 124V125H147V127L144 124H143V127H141L142 129L140 127H138V129H137V127H134L135 125L133 126V123L131 121H133L134 116H136L135 115L136 113L132 112L133 110H131V109H133L135 106H137V108L136 107L135 108L138 109V104L137 105H135V104L133 105ZM232 104L235 106L236 112H234L235 110H234V107H232L233 106ZM131 105H133L134 107H132ZM237 105L238 106L240 105V106L236 107ZM130 107H131V109H130ZM135 108H134V110H135ZM227 109H228V111H227ZM229 110L230 111L232 110V112H230ZM150 112L151 113H153V112L158 113L157 115H155L156 113H154L155 118L153 116V118H152L153 121H151V117H152L153 114H150ZM257 114H259V115H257ZM156 118L157 119H161L160 122H159V120L157 121ZM129 120H131V121H129ZM222 121L223 122L225 121V123H223ZM220 122H222V123L220 124ZM226 123H228L229 125H227ZM148 124L150 125L151 128L149 127ZM157 124H158L159 128L160 127L162 128V129L160 128V131L162 133L161 138H162L163 142H165V143L158 142V141H157L158 143L157 142L155 143L156 140L154 138L157 136V132H156V129L158 128V127H156ZM166 124H167V126H166ZM223 124L224 125L226 124V126H228V127L224 126ZM151 125L153 126L154 129L156 127V129L154 130ZM212 125H213V127H212ZM220 125H221L222 128L220 127ZM223 126H224V128H223ZM133 127L136 128V129H134ZM145 127H146V129H145ZM105 128H107V127H105ZM127 128L124 127V130H123L124 133H126V134H128L125 131V129L128 130ZM216 128L218 129V131H217ZM149 129H151V130H149ZM172 129H174V130H172ZM221 129H222V131H220ZM106 130L107 129H105V131ZM145 130H147V131L145 132ZM214 130H216V131H214ZM223 130H225V132H223ZM237 130H238V132H237ZM142 131H144L146 134L145 133L143 134ZM239 131H240V133H239ZM209 132L210 133L212 132L213 134L212 133L210 134ZM221 132L222 133H226V134H224L226 136L225 137L221 136V134H222ZM140 133H142L143 135L140 134ZM165 133H166V135H165ZM237 133H239L238 134L239 136L235 135ZM241 133H242V135L240 136ZM218 134H219V136H221L224 139V141L222 140L223 142L221 141V139L218 136ZM131 135H135V136L131 137ZM147 135L148 136L151 135L153 137L151 138V136H150L149 137L150 139H149ZM228 135H230V136L228 137ZM211 136H213V137H211ZM215 136H217V137L215 138ZM235 136H238V137H236L237 139H235ZM127 138L128 139L130 138V139L128 140ZM227 138H229V139L227 140ZM138 139H140V140H138ZM142 140H145V141L142 142L143 145L141 143ZM151 140H152V142H151ZM146 141L149 142V145L148 144L146 145ZM219 141H221L222 143L219 142ZM117 142L119 143V142H121V140L115 141V144H117ZM130 142H131V145H130ZM144 142H145V144H144ZM150 143H153V144H150ZM224 143H227V144H224ZM234 143L237 144V145H235ZM110 145H113V144L110 143ZM172 149H174V150H172ZM222 149L224 151L223 152L224 156L220 153V151L222 152ZM167 150H169V152L170 151H172V152L169 153V152H167ZM262 151H263V153H262ZM174 152L175 153L177 152V153L175 154ZM165 153H167V154L165 155ZM261 153H262V155H261ZM174 154L177 155L176 158H174V156H175ZM226 155L231 160L229 158L227 159ZM172 158H174L173 161H171ZM235 158H236V160H234ZM165 159H170V160H168V162L171 161V164L167 163V161ZM214 161H215V163H214ZM140 162L141 163H146L147 160L146 161L145 160H140ZM193 162H195V163H193ZM204 162H205V164H204ZM218 162L221 163V164L223 163L225 166L221 165V164H217ZM236 162H237V165H235ZM240 162H241V164H240ZM251 162H253L254 165ZM200 163L201 164L203 163L204 165L203 164L201 165ZM82 164L83 165L85 164L84 159L82 160ZM255 164H257L258 166L255 167ZM170 165L177 167L176 171H174L175 167L174 168L172 167V169H171ZM214 165H217V166L215 167ZM218 165H220V166H218ZM243 165L246 167V170H248V168H249V170L246 173H245V170L243 171V173L241 172L242 169H244V168H241V167H244ZM247 165H248V168H247ZM250 165H251V167L253 166L251 171H250V168H251ZM232 166H234V167H232ZM236 166L238 168L239 167L241 168V169L239 168L240 172L238 170H236V168H237ZM183 167H185V170L182 169ZM194 167L196 168V171H193L192 168H194ZM220 167L222 168V170H221ZM226 167L229 168V169H226ZM254 167H255V169H254ZM195 168H194V170H195ZM205 168H206V170H208V168H210L209 170H210L211 174L210 175L208 174L209 177H205V175H203V174H207L205 172V170H204ZM212 168L215 171H211ZM218 168L220 169V171L222 173L220 171L218 172V170H219ZM223 168H224V170H223ZM233 168H235V169H233ZM201 169H203L202 170L203 173L201 172ZM216 169H218V170H216ZM177 170L181 171V172H178ZM183 170L186 171V172H184ZM198 170H200L199 171L200 173L198 172L197 173L198 176H197L195 172H197ZM234 170H236V171L234 172ZM230 171L232 172V176L230 175L231 174ZM259 171H260V175H258ZM166 172H168V174ZM172 172H173L174 175L171 174ZM201 173H202V178L203 179L200 178L201 177L200 176ZM217 173H218V176L221 173L220 176H219L220 180H219V177L217 176ZM223 173H226V174H223ZM235 173L237 174L236 177H238L236 179L234 178L235 175H233ZM244 173L246 175H244ZM252 173L257 178H254ZM170 174H171V176H170ZM211 175H214L216 181H215V179H213L214 177L211 176ZM222 175H224L225 177H221ZM243 175L245 177H243ZM250 175L252 177H250ZM145 176H147V174ZM185 176L188 177V178H186ZM239 176H242V177H239ZM247 176L249 178H246ZM166 178H168V179H166ZM221 178L222 179L224 178L223 180L225 182ZM242 178H244V180ZM250 178H253L254 180L250 179ZM174 179H175V181H174ZM183 179H187L188 180V181L185 180L186 183L187 182L192 183L191 185L188 183L189 186H192L194 183L195 184L197 183V184L196 185L194 184V186H192L193 189H192V187L189 188L187 184H186V186L184 185L185 182L183 181ZM194 179H199V180L195 181ZM200 179H202V180H200ZM167 180L169 181V184L171 183V181H172V183L170 185H168V183H167L168 181ZM191 180H192V182H191ZM207 180H210L209 182H211V183H213V181H215V183H213V185H212ZM218 180L222 181L224 184L221 182V184H222L221 185ZM234 180H235V185H234ZM238 180H240V181H238ZM193 181H194V183H193ZM237 181H238V184L236 183ZM242 181H243L244 184L242 183ZM201 182H203L204 184L201 183ZM226 182L229 183V184H227ZM231 182L233 183L234 186H236L235 189H237L239 191V194H238V192L235 193L236 190L234 188L232 190L233 186L231 187V185H232ZM240 182L242 183V186H241V184H239ZM251 182H254V183H251ZM205 183H206V187L207 188L204 187ZM230 183H231V185H230ZM245 183H247V184H245ZM256 183H258V185ZM214 184H216V185H214ZM217 184L220 187L217 186ZM251 184H254V185H251ZM198 185H199V187H197ZM228 185H230V187ZM180 186H181V188L178 189V187H180ZM216 186L219 187L220 189L219 188L215 189ZM223 186L228 187V189L226 188V191H228L229 188H230L231 191H228L227 193L224 192L225 191V187L223 188ZM246 187L248 189H246ZM249 187L252 188L253 190L249 189ZM194 188H198L197 190L200 189L201 191L196 192L197 190H195ZM203 188H205V189H203ZM188 189H190L191 191L188 190ZM209 189H210L211 192L209 191ZM223 189H224V191H223ZM193 190H194L195 193H198V195L195 194L194 192H192ZM204 190L206 191V193H208V191H209L211 194L213 193L212 195L215 194L217 197L215 195H214V197H216L217 199L219 198L218 199L219 201L221 200V198L223 199L225 197L224 199H226V202H224V199H223V202L220 201L221 203H223V205H221V203L218 202L220 204L219 205L218 203H216L217 199H215L213 196H211L210 193L206 194L204 192ZM219 190L220 191L222 190L221 192L225 193V194H228L230 192V195L228 194L227 197H226V195L223 196L224 194L219 195V193H221ZM246 190H247L248 194H247ZM180 191L181 192L183 191L181 193V195H183V193H186L183 196H185V198H186L185 200H186L187 204L185 203V201H182L184 199L180 195ZM202 191L204 192L203 193V198L206 195H208L207 199L204 198L205 199L204 203H206V204H204L203 201L199 203V201H201L203 199L202 198ZM233 191H235V192H233ZM256 191H257V193H256ZM189 192H191L192 194L189 193ZM259 193H260V195L258 196ZM187 194L188 195L190 194V196L187 197ZM231 194L233 196L232 198L230 197ZM236 194H237V196H236L237 198L235 197ZM163 195L166 196L165 192H164ZM193 195H196V196H193ZM239 195H241V197H243V198H245L244 195H247L246 198H245L246 200L244 201V199L240 198ZM165 196H163V197L165 198ZM174 196L176 198H174ZM197 196H198V198H197ZM200 196H201V200H199ZM163 197H162V199H163ZM168 197H166V198H168ZM193 197H195V199ZM210 197H212L214 199V201H215L214 204H211L214 201ZM229 197H230V199H229ZM254 197H255V201H253ZM178 198H179V201H178ZM188 198H190V201L189 200L187 201ZM192 198L195 201H198L197 203H199V206H196V205H198L197 203H195L193 205V206L196 207V210H195V208L193 206H191L192 204H190V203L195 202V201H193ZM227 198H228L229 202L227 201ZM235 198H236V200H235ZM160 199L161 198H159V200ZM180 199H181V201H180ZM231 199H233V200H231ZM157 200H158L157 198H154L153 202H152V200L149 201V202H151L152 204L154 203L153 205H155ZM165 200H162V201H165ZM206 200H208V201L206 202ZM249 200L250 201L252 200L251 201L252 204H251V202ZM237 201L241 202V205ZM179 202H181L180 204L182 206L179 205ZM188 202H190L189 203L190 205L188 204ZM254 202L256 203V205H255ZM224 203H225V206H224ZM235 203H238V205H235ZM176 204H178V206ZM200 204H201V209L200 210L208 211V212L205 211V213H207V216L203 215V217H202L205 220L206 223H203L204 220L202 218H200L199 215H197V214H200L202 216V214H204L203 211L199 210V213L197 211V209L200 207ZM226 204L228 206H226ZM229 204H230V206H229ZM183 205L186 206V209L183 208L184 207ZM250 205H251V207H249ZM254 205H255V207H254ZM257 205H260V206H257ZM206 206L211 208L209 210H212L213 212L211 211L212 212L211 213L207 208H205ZM221 206L224 209H222ZM234 206H236V208L238 206H240V208L239 207L237 208V209H240V210L238 211ZM173 207H175V209H177V208L178 209L175 211V210H173ZM227 207L229 209H227ZM230 207H232V208H230ZM187 208H191V209L187 210ZM193 209H194V211H193ZM217 209H219V210L216 211V212H219V214L215 212V210H217ZM222 210H225L224 212H226V213L223 212L224 213L223 214ZM189 211H191V213H194V214L189 213V215H188L187 212H189ZM172 212H173V214H172ZM178 212H180V213H178ZM201 212H203V213L201 214ZM209 212L213 216H214L213 213H216L217 217L216 216L215 217L212 216L213 219L211 218L212 219L211 220L209 218L211 215H208ZM237 213H238V215H237ZM252 213H253L254 216H252ZM174 214L175 215L179 214V215L175 216ZM180 214H183L184 216L180 215ZM226 214H227V216H225ZM173 215L175 217L178 216L176 218L177 220H175V217H173ZM222 215H224L225 217H222ZM234 215H236V216H234ZM242 215H243L244 218L242 217ZM188 216L191 218V220H190V218ZM228 216H229V218H228ZM232 216H233V218L237 217L236 220H239L238 216H239V218L241 216L244 220L242 219V221H241V218H240V220L237 221L239 223H236V220L235 219L233 220ZM182 217H184L183 220H182ZM207 217L211 221V223H209V226H207V224H208L207 222H210V221L207 219ZM230 217L232 218V220H231ZM167 218L169 219L168 220L169 222L167 221ZM214 218L215 219L219 218L220 220L219 219L215 220ZM226 218L229 219L228 223L226 221L227 220ZM186 219H189L190 223L189 222H185V221H188ZM245 219L247 221H249V223L247 221H245ZM178 220H180V221H178ZM181 220L184 221V223H186V224H184L183 222L181 223ZM200 220H202V225L200 223L201 222ZM206 220H208V221H206ZM213 220L217 221V222H215L216 224L213 222ZM253 220L254 221L257 220V221L254 222L255 224L252 225ZM154 221H156L157 224L159 223L158 227L159 226H161V228L164 227L163 229H165L166 232L163 229L162 230L164 231L165 234L164 233L162 234V232H161L162 230L160 229V227L157 230V224ZM170 221L172 222V226H173L174 222L177 221L178 223H180L179 227L177 225L178 223L176 222V224H174V226L176 225V230H175V227H173L174 229L171 230L169 228V226L172 227ZM196 221H198V223ZM223 221H225V222H223ZM230 221H231V223H230ZM229 223H230V227H233L232 231L230 230L231 228L228 225ZM233 223H235V224L232 225ZM243 223H244V225H243ZM154 224H156V226ZM187 224L189 225V227H187L188 226ZM190 224H191V226H190ZM197 224H199L201 227L199 225H197ZM218 224H219V226L216 227V225H218ZM238 224H240V226ZM181 225H183V226H181ZM194 225H195V227H194ZM210 225H212V226H210ZM221 225H223V226H221ZM251 225H252V228L250 227ZM180 226H181L182 229H179ZM236 226H238V227H236ZM58 227H57L56 230L60 232L61 231V229H60L61 226L59 228ZM185 227L187 229H185ZM198 227L202 228V231L199 229L200 231L198 232ZM203 227H204L205 230H203ZM211 227H214L215 229H217V232H215V229L213 230V228H211ZM220 227H222V228L220 229ZM235 227L237 229H234ZM195 228L197 229V231H196ZM225 228L226 229L228 228L230 232H228V229L226 230ZM58 229H60V230H58ZM177 229H179V231H181V233H178ZM208 229H210V231ZM154 230L155 231L156 230L157 231L161 230L160 232H158V233H160L159 237H161V239H163L166 236V238L161 240L158 237V235H157L158 233L156 234ZM182 230H184V231H182ZM188 230L189 231H191V230L194 231V234H192L194 236H196L197 235L196 233H198L197 237L199 236L200 238L198 237L199 238L198 239L197 237H194L192 235L189 236L190 234L188 235L187 233H191L192 231L189 232ZM174 231L177 232V233H175ZM225 231H227V233ZM241 231L243 233H241ZM84 232H85V234H84ZM182 232H185L186 235H184L185 233L182 234ZM213 232L217 233V234L219 232V234H221L222 237L220 235H219L220 236L219 237L217 234H213ZM249 232L250 233L252 232V235H254V236L257 233L255 238L256 239L260 238L261 240L260 239L259 240L261 242L257 241L256 243L254 242V244H253V242L251 241L252 240L251 239L252 236H250ZM67 233H69V231ZM67 233H65V235H67ZM86 233L90 234V235L88 234V236H89V239L91 238V240L88 239V237L86 236ZM173 233H175V235H173ZM202 233L203 234L205 233V237L206 236L207 237L205 238L204 236H202L203 235ZM223 233H226V234L224 235ZM247 233H249V235ZM176 234H177V236H176ZM178 234H179V236H178ZM207 234L210 235L209 236L210 238L208 237ZM230 234H231V236H230ZM68 235H70V234H68ZM80 235H82V238H81ZM170 235L172 237H175V238H172V237L169 238ZM181 235H182V237H185V238H183V239L181 238V245L182 246H179L180 241H179L178 238L181 237ZM213 235H214L215 239L213 238ZM235 235H236V237H235ZM77 236L79 237L80 240L77 238ZM117 236L120 237V239L122 238L121 240H123V239L126 240L127 243L125 242V240H123V244H124L125 247H123V245L121 246V242L122 241H120V239ZM215 236H218L219 240L221 239L220 241L217 240V241H219V243L214 241L217 238ZM63 237H65V236H63ZM151 237H152V239H155V241L157 239V241L156 242L154 240L151 241L150 240ZM203 237H204L203 245L205 246V248H204V246H199L202 243ZM133 238H134V240H133ZM143 238L146 239L149 242L147 243L146 240L143 241L144 240ZM167 238L169 240H171V241L169 242V240ZM207 238H209L210 240L208 241ZM248 238H250V241H249ZM84 239H86L85 243L83 242V241H85ZM135 239H136L137 243H136ZM158 239H160V241H161L160 243L161 244L158 243L159 242ZM174 239L176 241L178 240L177 241L178 242L177 245H176ZM185 239L188 240V241H186ZM196 239L198 241H196ZM205 239L207 240V243H205L206 242ZM262 239H263V243H262ZM129 240L131 241V243L134 241V243H132V244L136 248L130 243ZM182 240H183V242H182ZM193 240H194V242L196 241V243L198 242L197 244H199V245H197L196 243H195L196 245H194V243L192 242ZM173 241H174L175 244L174 243L172 244ZM236 241H238V242H236ZM94 242H95V240H94ZM144 242H146V243H144ZM151 242L154 244V246L156 245L155 249H154V246H153V244ZM164 242L167 243V244H170L173 247L168 245V247L170 246L169 247L170 249H169L167 247V244H165V246L167 248L164 247V244H163V247H162L161 245ZM184 242H186L185 245H183ZM187 242H192L191 243L192 246L189 243L187 245ZM199 242H201V243H199ZM155 243H157V244H155ZM236 243L240 245L239 248L235 247ZM241 243H242V245H241ZM127 244H128V246H127ZM142 245H144V246H142ZM148 245H149V247L151 246V248L153 247V249L157 250V251H152L151 248H148ZM189 245L191 246V248H190ZM207 245H212V246H207ZM257 245H259V246H257ZM105 246H106L107 250H106ZM241 246H242V248H241ZM96 247H97V249H96ZM137 247H138V251H137ZM142 247H145V248H142ZM159 247L162 248L161 252H160ZM199 247H201V248H199ZM234 247H235V249H237V251L233 249ZM94 248H95V250H94ZM146 248H148L149 250L146 249ZM163 248H164V250H163ZM182 248H185V249L182 251ZM192 248H194V250H192ZM195 248H197V249H195ZM211 248H213L214 250L216 248V250L213 251V249H211ZM83 249H84V251H83ZM133 249H134L135 252H133ZM143 249L144 250L146 249L147 251L145 252ZM166 249H167V251H166ZM190 250H192L193 252L190 251ZM200 250H202V252H204L205 255L208 254V255H206V259L210 258L212 255L213 256L210 259H207L205 261V259H203V257L205 258V255L203 253H201ZM206 250H208V252ZM209 250H212V251H209ZM231 250H232V252H230ZM164 251H166V252H164ZM195 251H198L199 253H201L202 256L200 254H198V252H197V254H195L196 253ZM249 251H251V252L249 253ZM120 252H122V253H120ZM154 252H156V253H154ZM158 252H159V254H158ZM182 252H184V253H182ZM190 252H192V254L195 252L193 254L194 257L190 255L191 254ZM133 253H136L137 255L134 256V255H132ZM188 253H189V258H187ZM211 253H212V255H211ZM251 253H252V255H251ZM155 254H157V255H155ZM171 254L173 255L175 253H173V251H171ZM181 255L183 257H181ZM199 255H200V257H199ZM209 255H211V256H209ZM217 255H219V256H217ZM260 255H262V256H260ZM156 256H159L161 258L159 259L157 257L158 259H156ZM196 256H198V257H196ZM201 257H202L203 260L202 259L197 260V258H201ZM213 257H218V259L217 258L213 259ZM194 258H196V259H194ZM219 258L220 259L222 258V259L219 260ZM86 259H85L84 263L87 262V264H89V262H90L89 258H88V260H86ZM98 259H100V261H101V256H99ZM137 259H139V260H137ZM90 260L92 261V259H90ZM168 260H170V259H168ZM211 260H212V262H210ZM257 260H258V262H257ZM157 261H158V263H157ZM202 261H205V262H202ZM137 262H139V263H137ZM185 262H187V263H185ZM183 263H181V264H183ZM114 264H115V261H114Z\"/></svg>",
    "mask_w": 264,
    "mask_h": 264
}]
</instances>
